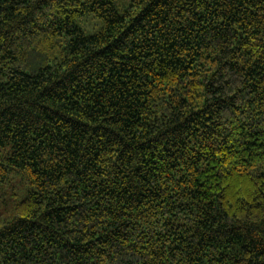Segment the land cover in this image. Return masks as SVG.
<instances>
[{
    "label": "trees",
    "instance_id": "trees-1",
    "mask_svg": "<svg viewBox=\"0 0 264 264\" xmlns=\"http://www.w3.org/2000/svg\"><path fill=\"white\" fill-rule=\"evenodd\" d=\"M118 1L0 0V264H264V0Z\"/></svg>",
    "mask_w": 264,
    "mask_h": 264
},
{
    "label": "rangeland",
    "instance_id": "rangeland-1",
    "mask_svg": "<svg viewBox=\"0 0 264 264\" xmlns=\"http://www.w3.org/2000/svg\"><path fill=\"white\" fill-rule=\"evenodd\" d=\"M129 2H130V0H119L117 2V8L120 11H123V9L129 4ZM89 18H85L79 24H81L84 27V29L86 30L87 33H93L98 29V26H100L101 20L98 18H96V19H92V18L89 19ZM14 188H11L10 192H13ZM10 192H7L6 195L8 196V194ZM2 207H4V204L2 205Z\"/></svg>",
    "mask_w": 264,
    "mask_h": 264
}]
</instances>
